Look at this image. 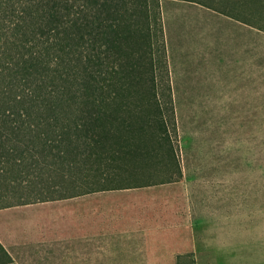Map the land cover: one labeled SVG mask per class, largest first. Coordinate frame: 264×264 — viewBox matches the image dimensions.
<instances>
[{
	"label": "trees",
	"instance_id": "1",
	"mask_svg": "<svg viewBox=\"0 0 264 264\" xmlns=\"http://www.w3.org/2000/svg\"><path fill=\"white\" fill-rule=\"evenodd\" d=\"M192 1L264 32V0L228 1L229 10ZM159 7V0H0V188L37 183L39 197L19 201H47L181 179L180 165L167 164L176 162L175 149L156 91L131 89L147 83L152 47L163 42ZM140 156L160 160L166 175L143 179L145 172L129 170L141 178L112 185L117 168ZM0 250L12 261L1 243Z\"/></svg>",
	"mask_w": 264,
	"mask_h": 264
},
{
	"label": "rangeland",
	"instance_id": "2",
	"mask_svg": "<svg viewBox=\"0 0 264 264\" xmlns=\"http://www.w3.org/2000/svg\"><path fill=\"white\" fill-rule=\"evenodd\" d=\"M159 1L163 42L156 39L152 47L154 68L147 83L131 86L156 91L175 149L176 162L167 164L170 171L175 163L182 169L179 181L131 188L150 191L154 201H174L171 214L155 221L163 236L154 247L163 251L158 264H177L178 253L186 264L192 258L195 264H264V32L192 0ZM204 1L225 10L228 1L234 3ZM238 84L250 93L231 92ZM159 163L155 157L127 160L117 168L124 174L111 183L140 179L128 174L135 169L145 172L143 179H158L167 173ZM42 188L37 183L15 191L1 187L0 195L8 197H0V208L27 202L19 196L34 200ZM116 191L88 197L117 201L123 196ZM2 262L14 264L0 250Z\"/></svg>",
	"mask_w": 264,
	"mask_h": 264
},
{
	"label": "crops",
	"instance_id": "3",
	"mask_svg": "<svg viewBox=\"0 0 264 264\" xmlns=\"http://www.w3.org/2000/svg\"><path fill=\"white\" fill-rule=\"evenodd\" d=\"M231 92L247 95L250 88L238 84ZM115 190L123 198L96 201L88 197L94 192L1 207L0 243L14 264L162 262L163 251L154 248L163 237L157 234L155 221L171 214L169 207L174 201H154L150 191ZM177 202L176 214L181 215L182 201ZM166 245L171 247V239ZM182 254L176 255L177 264H186L180 261ZM191 260L195 264V259Z\"/></svg>",
	"mask_w": 264,
	"mask_h": 264
}]
</instances>
